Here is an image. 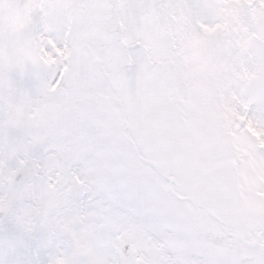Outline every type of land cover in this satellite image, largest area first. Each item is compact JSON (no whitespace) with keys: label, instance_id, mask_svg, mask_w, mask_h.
<instances>
[{"label":"snow or ice","instance_id":"snow-or-ice-1","mask_svg":"<svg viewBox=\"0 0 264 264\" xmlns=\"http://www.w3.org/2000/svg\"><path fill=\"white\" fill-rule=\"evenodd\" d=\"M0 264H264V0H0Z\"/></svg>","mask_w":264,"mask_h":264}]
</instances>
